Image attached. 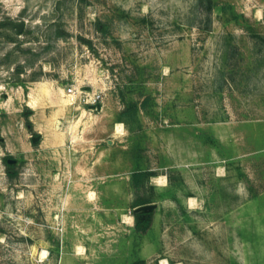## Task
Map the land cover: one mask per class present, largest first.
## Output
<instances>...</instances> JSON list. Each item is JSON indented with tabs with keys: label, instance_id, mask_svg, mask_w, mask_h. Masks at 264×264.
<instances>
[{
	"label": "rangeland",
	"instance_id": "obj_1",
	"mask_svg": "<svg viewBox=\"0 0 264 264\" xmlns=\"http://www.w3.org/2000/svg\"><path fill=\"white\" fill-rule=\"evenodd\" d=\"M212 2L0 0V264H264V0Z\"/></svg>",
	"mask_w": 264,
	"mask_h": 264
},
{
	"label": "trees",
	"instance_id": "obj_2",
	"mask_svg": "<svg viewBox=\"0 0 264 264\" xmlns=\"http://www.w3.org/2000/svg\"><path fill=\"white\" fill-rule=\"evenodd\" d=\"M208 1V3H209V9H211L212 8V5H213V2H212V0H207ZM29 110H28V115H26V117H27V121H26V124H27V126H28V128H32L33 127V123H32V121L29 119V114L31 113V108H28ZM133 109L135 110V109H137V106H133ZM148 174H150V172L148 171V170H136V171H134L133 173H132V177H133V182H134V186L135 187H137V188H139V183H140V181H141V179L142 178H145L146 176H148ZM151 200H150V197L147 195V194H145V193H138L136 196H135V198H134V200H133V202H132V207H136V206H138V205H141V204H145V203H148V202H150ZM138 213V212H137ZM139 213H142V212H139ZM138 213V214H139ZM141 223H143V221H137V225L140 227V225H141ZM141 261L140 260H138V261H136V263L135 264H139Z\"/></svg>",
	"mask_w": 264,
	"mask_h": 264
},
{
	"label": "built area",
	"instance_id": "obj_3",
	"mask_svg": "<svg viewBox=\"0 0 264 264\" xmlns=\"http://www.w3.org/2000/svg\"><path fill=\"white\" fill-rule=\"evenodd\" d=\"M68 92L72 98H76L78 96V94H76L71 87L68 88ZM81 96L83 97L85 103L95 105L98 101H100L101 94L99 92H91L90 90H82Z\"/></svg>",
	"mask_w": 264,
	"mask_h": 264
},
{
	"label": "water",
	"instance_id": "obj_4",
	"mask_svg": "<svg viewBox=\"0 0 264 264\" xmlns=\"http://www.w3.org/2000/svg\"><path fill=\"white\" fill-rule=\"evenodd\" d=\"M16 25H17L18 30L21 31L22 28H23V26H24V23H23V22H19V23L16 24ZM36 138H38V136H34V135H33V136H32V141H35ZM15 161H16V159H14V158H9V159H8V162H10V163H14ZM149 206H150V205H148V204H141V205H138V206H136L135 211H141V210H143V209H147Z\"/></svg>",
	"mask_w": 264,
	"mask_h": 264
},
{
	"label": "bare ground",
	"instance_id": "obj_5",
	"mask_svg": "<svg viewBox=\"0 0 264 264\" xmlns=\"http://www.w3.org/2000/svg\"><path fill=\"white\" fill-rule=\"evenodd\" d=\"M35 102H36L35 99H32V100L30 101L31 106H32L33 108L35 107ZM68 103H69V104H72L73 102L71 101V99H68ZM45 254H46V250H43V251H42V255L45 256Z\"/></svg>",
	"mask_w": 264,
	"mask_h": 264
}]
</instances>
